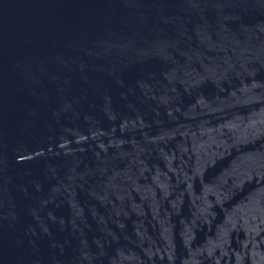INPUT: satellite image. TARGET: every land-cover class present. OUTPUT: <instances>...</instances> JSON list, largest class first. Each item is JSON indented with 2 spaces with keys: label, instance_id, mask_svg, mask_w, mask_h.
Returning <instances> with one entry per match:
<instances>
[{
  "label": "water",
  "instance_id": "water-1",
  "mask_svg": "<svg viewBox=\"0 0 264 264\" xmlns=\"http://www.w3.org/2000/svg\"><path fill=\"white\" fill-rule=\"evenodd\" d=\"M0 264H264V0H0Z\"/></svg>",
  "mask_w": 264,
  "mask_h": 264
}]
</instances>
